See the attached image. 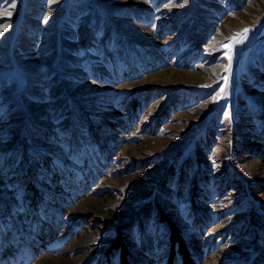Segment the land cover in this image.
I'll return each instance as SVG.
<instances>
[{
    "label": "rangeland",
    "instance_id": "rangeland-1",
    "mask_svg": "<svg viewBox=\"0 0 264 264\" xmlns=\"http://www.w3.org/2000/svg\"><path fill=\"white\" fill-rule=\"evenodd\" d=\"M14 2L0 264H264V0Z\"/></svg>",
    "mask_w": 264,
    "mask_h": 264
},
{
    "label": "trees",
    "instance_id": "trees-1",
    "mask_svg": "<svg viewBox=\"0 0 264 264\" xmlns=\"http://www.w3.org/2000/svg\"><path fill=\"white\" fill-rule=\"evenodd\" d=\"M166 226L169 229V241H170V251L168 257V263L174 260V256L181 259V264H197V262L192 259L189 254L188 248L186 246V240L181 233V230L174 224V222L168 218L164 217ZM119 252V264H134L132 259L129 257L131 252L129 246L127 245L125 239H122L121 231L118 230L115 239L112 241L111 245L105 251V255L110 252ZM133 255V254H131Z\"/></svg>",
    "mask_w": 264,
    "mask_h": 264
},
{
    "label": "snow or ice",
    "instance_id": "snow-or-ice-1",
    "mask_svg": "<svg viewBox=\"0 0 264 264\" xmlns=\"http://www.w3.org/2000/svg\"><path fill=\"white\" fill-rule=\"evenodd\" d=\"M185 2H187V0H185ZM14 7H15V2H14V0H13L12 8H14ZM2 14H3V13H0V15H2ZM8 15H9V16L11 15V11L8 12ZM47 19H48V17L45 16V17H44V20L47 21ZM4 31H6V27H0V35H2ZM247 32H248V29H245V30H244V33L246 34ZM241 42H242V41L239 40V39L235 40V43H241ZM228 58H229V60H231V56H230V55L228 56ZM226 70H227V69H226ZM224 79H225V81H227V77H225ZM221 93H223L224 95L227 94V93L225 92L224 88H221ZM220 98H221L220 95H217L214 99L218 100V99H220ZM225 115L227 116L228 113H225Z\"/></svg>",
    "mask_w": 264,
    "mask_h": 264
}]
</instances>
